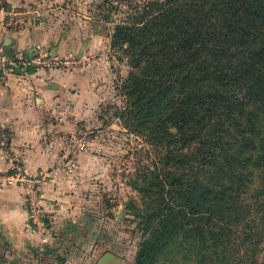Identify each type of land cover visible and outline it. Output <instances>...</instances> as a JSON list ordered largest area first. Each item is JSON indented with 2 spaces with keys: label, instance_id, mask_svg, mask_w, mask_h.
Segmentation results:
<instances>
[{
  "label": "trees",
  "instance_id": "16d2710c",
  "mask_svg": "<svg viewBox=\"0 0 264 264\" xmlns=\"http://www.w3.org/2000/svg\"><path fill=\"white\" fill-rule=\"evenodd\" d=\"M112 47L131 68L124 123L166 149L155 185L133 182L148 201L136 212L148 236L134 264L182 243L198 264H214L213 250L237 234L260 238L264 218L255 233L252 207L264 204V174L247 196L253 169L264 171V0H148L116 25ZM259 245L230 264H256Z\"/></svg>",
  "mask_w": 264,
  "mask_h": 264
},
{
  "label": "rangeland",
  "instance_id": "374dc122",
  "mask_svg": "<svg viewBox=\"0 0 264 264\" xmlns=\"http://www.w3.org/2000/svg\"><path fill=\"white\" fill-rule=\"evenodd\" d=\"M147 1L0 0L1 27L12 35L29 31L47 37L44 46H35L47 63L30 69L45 73L48 82L61 84L60 90L55 87L54 94L67 96L64 103L53 109L72 112L73 130L64 140L67 148L60 151L61 164L54 169L68 178L66 186L76 192L78 216L82 218L79 227L88 236L83 245L93 244L92 248L83 246L64 251L60 261L50 252L49 245L47 248L43 245V250L49 251L41 255L39 264H98L105 254L119 260L105 264H134L138 247L148 236L144 232L143 216L136 213L145 209L148 201L134 188L133 182L155 185L150 173L162 169L160 163H164L166 149L124 123L125 99L121 87L131 68L125 54L112 47L116 25L127 21ZM55 116L52 121L58 124ZM236 118L244 122V116ZM260 122L264 124V114ZM236 126L230 124L232 134ZM17 168L28 178L52 171L50 168L32 175L15 158L8 170L0 171V186L15 185L25 190V185L17 180ZM253 170L248 198L261 188L264 174L260 169ZM156 191V188L152 190ZM252 209L256 225L251 227L256 233L257 229L262 230L264 204ZM240 222L237 229L243 227ZM256 241L260 243L256 264H264V228L261 237L253 243L237 234L229 246L223 244L213 250L217 257L214 264H220L218 260L224 256L221 264L236 263L244 248L245 253L253 250ZM184 244L173 245L155 264H198Z\"/></svg>",
  "mask_w": 264,
  "mask_h": 264
},
{
  "label": "crops",
  "instance_id": "0c3cea01",
  "mask_svg": "<svg viewBox=\"0 0 264 264\" xmlns=\"http://www.w3.org/2000/svg\"><path fill=\"white\" fill-rule=\"evenodd\" d=\"M46 41L47 37L36 32L12 35L0 26V50L17 57ZM45 75L20 67L0 79V171L8 170L15 158L32 175L52 169L44 175L39 200L51 222L45 230L30 225L23 188L0 186V264H39L48 250H43V245H49L53 255L93 246L83 245L88 236L79 227L82 218L78 216L76 192L66 186L68 178L54 169L61 164L60 151L67 148L64 140L73 130L72 112H54L55 105L64 103L67 96L54 94L62 85L48 82ZM54 115L58 124L52 121Z\"/></svg>",
  "mask_w": 264,
  "mask_h": 264
},
{
  "label": "built area",
  "instance_id": "2783aa9c",
  "mask_svg": "<svg viewBox=\"0 0 264 264\" xmlns=\"http://www.w3.org/2000/svg\"><path fill=\"white\" fill-rule=\"evenodd\" d=\"M38 49L36 47L32 48L24 57H17L13 54L0 50V79L8 76L10 74L16 73L20 67L30 68L36 67L39 63H47L45 60L38 55ZM41 60H43L41 62ZM16 171L18 182L25 185V205L29 213L30 225L36 230H45L50 226V221L48 216L42 210L39 203L41 184L44 180V176L27 177L25 172L23 174L20 168ZM43 241L42 243H44Z\"/></svg>",
  "mask_w": 264,
  "mask_h": 264
},
{
  "label": "water",
  "instance_id": "95a60500",
  "mask_svg": "<svg viewBox=\"0 0 264 264\" xmlns=\"http://www.w3.org/2000/svg\"><path fill=\"white\" fill-rule=\"evenodd\" d=\"M107 262H119V260H118L116 257H114V256H112V255H110V254H105V255L99 260L98 264H105V263H107Z\"/></svg>",
  "mask_w": 264,
  "mask_h": 264
}]
</instances>
